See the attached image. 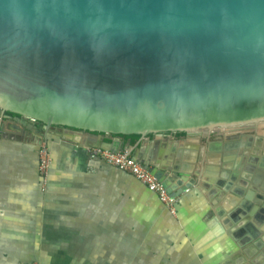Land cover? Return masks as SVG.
Wrapping results in <instances>:
<instances>
[{
	"label": "water",
	"instance_id": "95a60500",
	"mask_svg": "<svg viewBox=\"0 0 264 264\" xmlns=\"http://www.w3.org/2000/svg\"><path fill=\"white\" fill-rule=\"evenodd\" d=\"M6 111L114 152L121 135L260 128L264 0H0L1 131ZM178 154L133 156L177 195L172 182L190 171ZM237 168L232 190L243 195ZM261 173L250 184L259 194Z\"/></svg>",
	"mask_w": 264,
	"mask_h": 264
},
{
	"label": "crops",
	"instance_id": "0c3cea01",
	"mask_svg": "<svg viewBox=\"0 0 264 264\" xmlns=\"http://www.w3.org/2000/svg\"><path fill=\"white\" fill-rule=\"evenodd\" d=\"M3 122L0 264H264V193L250 188L257 171L250 165L262 171L264 186V140L260 159L247 156L240 168L235 147L243 137L264 139V126L148 134L135 141L119 136L134 156L179 153V164L190 171L172 182L178 195L173 214L133 174L92 158L79 143L86 134L49 126L42 127L40 141L22 140L16 138L20 123ZM40 145L50 154L45 172ZM225 158L232 164L224 166ZM235 168L237 179L249 181L243 195L232 190ZM252 229L257 238L250 240Z\"/></svg>",
	"mask_w": 264,
	"mask_h": 264
},
{
	"label": "built area",
	"instance_id": "2783aa9c",
	"mask_svg": "<svg viewBox=\"0 0 264 264\" xmlns=\"http://www.w3.org/2000/svg\"><path fill=\"white\" fill-rule=\"evenodd\" d=\"M46 146V145H45ZM40 148V170L47 171L50 163V154L47 147ZM92 158L103 159L123 170L133 174L140 182H142L150 191L157 194L160 201L174 214L176 211V203L178 195L171 194L166 186L141 162H138L131 148L125 147L120 152H114L101 147L83 146Z\"/></svg>",
	"mask_w": 264,
	"mask_h": 264
},
{
	"label": "flooded vegetation",
	"instance_id": "af4514ba",
	"mask_svg": "<svg viewBox=\"0 0 264 264\" xmlns=\"http://www.w3.org/2000/svg\"><path fill=\"white\" fill-rule=\"evenodd\" d=\"M3 115L7 116V119H9V120H11V121H13L15 123H20L21 124V128L20 127L16 128L17 130L20 131L19 133H17V136H18V134L20 135V136H18L20 139H22V140H27V139L30 140L31 138H35V140L40 141V138L43 137V129H42V127H45V126L42 123L31 122L32 123V127H31V129H29L28 125H27L30 122L29 120H26V123H23V122L17 121L15 119V118H20L18 116L6 115L5 113ZM20 119H22V118H20ZM253 131H254V129L247 130V132H253ZM34 132H35L34 137H32V134ZM243 132H245V131H243ZM238 136H240V135H238ZM257 138H261L260 141H257ZM244 140H246V139L244 138ZM263 140H264L263 137L259 136V135L257 137H251L250 139H248L249 142L246 140L247 141L246 144H245L246 148L244 147V150H248L249 151V153H247V156H249L250 159H252L251 157H254L255 158L254 160L260 159V157H258L257 154H258L259 148L263 145ZM238 141H239V143H241L243 140H238ZM40 148H38V151H40ZM253 148H254L253 152L250 151ZM263 160L260 161V164H261V162ZM251 162H254V161L251 160ZM257 170H259V169H257Z\"/></svg>",
	"mask_w": 264,
	"mask_h": 264
},
{
	"label": "trees",
	"instance_id": "16d2710c",
	"mask_svg": "<svg viewBox=\"0 0 264 264\" xmlns=\"http://www.w3.org/2000/svg\"><path fill=\"white\" fill-rule=\"evenodd\" d=\"M5 114H6V115H11V116H18V117H20L18 114L13 113V112H10V111H6ZM39 123H41V122H39ZM179 133L182 134V133H184V132H179ZM121 137H122L124 140H128V139H130L131 141H135V140L139 137V135H137V134H132V135H121Z\"/></svg>",
	"mask_w": 264,
	"mask_h": 264
},
{
	"label": "rangeland",
	"instance_id": "374dc122",
	"mask_svg": "<svg viewBox=\"0 0 264 264\" xmlns=\"http://www.w3.org/2000/svg\"><path fill=\"white\" fill-rule=\"evenodd\" d=\"M2 120L4 121L7 120V116L4 115Z\"/></svg>",
	"mask_w": 264,
	"mask_h": 264
}]
</instances>
